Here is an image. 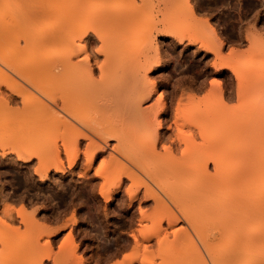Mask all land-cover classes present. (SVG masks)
Listing matches in <instances>:
<instances>
[{
	"label": "rangeland",
	"instance_id": "1",
	"mask_svg": "<svg viewBox=\"0 0 264 264\" xmlns=\"http://www.w3.org/2000/svg\"><path fill=\"white\" fill-rule=\"evenodd\" d=\"M213 1L197 10V17L210 20L223 36L227 33L222 46L225 55L232 48L240 51L232 67L217 68L215 54L199 41L179 39L173 30L197 31L196 21L188 16L172 17L168 23L172 32L165 30L163 20L179 10L182 0H0V36L10 40L0 45L1 56L27 68L37 52L61 56L77 49L73 61L90 60L96 79L101 76V66L115 62L119 76L110 85L120 88L114 98L122 104L111 113H78L84 118L79 122L66 113L30 117L22 110V99L9 112L0 107V144L7 149L3 154L0 146V216L14 228L6 237L1 235L0 264H200L199 252L207 260L203 244L209 243L214 247L213 264H219L235 245L241 243L245 248L260 234L259 243L242 251L233 262L256 264L255 255L264 253V204L261 208L259 201L264 198V45L259 50L252 48L248 35L264 43V0L254 7L250 18L240 22L232 18L230 9H219ZM75 4L80 15L70 23L65 19ZM117 4L130 12L118 27L103 17L105 9ZM63 22V35L72 34L73 41L36 44L42 26ZM233 28L232 41L229 33ZM106 29L111 30L108 37ZM29 34L34 37L27 44ZM156 50L159 61L146 72L142 63L147 57L154 60ZM236 67L247 73L243 82L249 80L241 93ZM4 72L19 78L0 65V74ZM47 73L40 71L39 80L51 86L52 96H60L65 90L60 83H49ZM214 80L222 83L224 101L215 94L208 96L215 89ZM151 82L155 83L152 91ZM193 93L195 99H187ZM35 96H40L36 90ZM137 102L143 113H124L125 104ZM28 117L34 125L30 132L21 126ZM59 117L69 118L71 126H58ZM96 129L105 130V135ZM79 130L84 138L77 137ZM191 134L194 145L179 143L178 135L188 139ZM223 134H227L224 145L225 140L222 146L204 148L207 139ZM157 136H161L158 143ZM52 139L61 149L62 168H51L43 176L36 170L39 155L49 150L48 140ZM116 147L126 149L131 157ZM169 147L174 149V159L193 173L174 176ZM247 147L253 150L249 160L234 154ZM22 150L24 155H34L21 160L18 152ZM96 153L99 155L93 157ZM199 160L208 162L207 170L198 167ZM245 180L251 186L242 189L238 181ZM202 184L207 187L193 200L191 193H197L195 188ZM236 197H242L241 201ZM231 200L240 206L231 207ZM23 205L27 215L18 211Z\"/></svg>",
	"mask_w": 264,
	"mask_h": 264
},
{
	"label": "bare ground",
	"instance_id": "2",
	"mask_svg": "<svg viewBox=\"0 0 264 264\" xmlns=\"http://www.w3.org/2000/svg\"><path fill=\"white\" fill-rule=\"evenodd\" d=\"M260 1L261 0H253V4L252 5H249V7H255L257 5H262V2H260ZM213 3L215 4L214 6L216 7V0H214ZM208 4H210V2H208ZM72 6L69 9L68 17L65 19L66 21H69L70 23H72L75 20V18L80 15L79 14V8L80 7L78 5H76V4L75 5H72ZM165 6H167V5H165ZM205 6H207V4ZM212 6H213V4H212ZM196 8H197L196 5H194L191 2V0H182V3H181V6H180L179 10L176 9L175 12H173L170 15V17H167L165 20H163V23L165 24V30L167 32H172L171 30H173V29H171V26H168V23L171 22L170 20H171L172 17L174 18V17H179V16L180 17L181 16H188L189 19L191 18V19H193V21H196V23H197L198 26L195 25V27H196L195 30L197 29V31H194V33L192 32V33L189 34L187 32L186 33L185 32H181L180 29H178L176 31L173 30L174 32H177V35H178L179 39L180 40H184L185 38H188L192 42H198L199 41L204 49H206L207 51L212 52V53L215 54L216 61L214 62V64H215V66L217 68H220V67H230L231 64H232V61L236 57H238L240 55V51L237 50V48L236 49L235 48H232L231 51L229 52V54L228 55H225L223 53L222 46H223L224 37L225 38L228 37V35L226 37V34L227 33L225 34V36H223V33L222 32L216 31V29L210 23V20H208L207 18H204V19L203 18H201V19L198 18L197 17V9ZM208 8H209V5H208ZM219 9H217V11ZM219 11H221V10H219ZM222 14L224 15L225 13H222ZM226 15L227 14H225L224 16H226ZM129 16H130V12H128V11H125L124 12V10L120 7L119 4H117L116 6L114 5L113 7H108L107 9H105L104 14H103V17H105L107 19H110L112 21L111 24L114 22L113 24H115L116 26L117 25L119 26L120 24H118V23L124 22L126 19L129 18ZM220 17H222V15L218 14V18H220ZM223 20H224V18H223ZM37 22H39V21L37 20ZM37 22H35V24H37ZM64 22L61 23V24L59 23V25H57L55 27H53L52 24H49V25H46V26H42V28H40V31L42 32V35L37 36V42H36V44L37 43L38 44L51 43L53 41L57 42L56 40H58L61 43V42H64L66 39H67V41H70V39L73 41L74 40V36L72 34L69 35V37H66V36L63 35V33H65L64 25H63ZM114 28H116V27H114ZM111 30L114 31V29H112V28H111ZM111 30L110 29H106L104 31V35L106 37H108L110 35V31ZM84 31H85V29H84ZM31 32H34V31H31ZM83 34L84 33H82V35ZM112 35H114V34H112ZM234 35H235V31H234V28H233V30H231L230 33H229V36H230L229 38L234 37ZM239 36H241V32H240V35L238 34V37ZM253 36L254 35H251V34H250V36L248 35V41L249 42L251 41L249 43L250 46L252 48H254V47L256 48L257 47L256 49H258V50L261 47L263 48L264 43L263 42L262 43H259L257 41L258 39L257 38H254L255 36L254 37ZM33 37L34 36H32L30 34L27 35V36H25V42L27 44H30L32 42ZM100 37H102V36H100ZM68 38H70V39H68ZM11 40H12V38H11ZM117 40L118 39H116L114 41H117ZM231 40L233 41L234 39L231 38ZM8 41H10V40H9V37L7 35L6 36H4V35H1L0 36V45L2 43H4V42H8ZM118 43H120V41ZM113 45L114 44L112 43V46ZM117 47L119 49H121V47H119V45ZM123 47L124 46H122V48ZM251 47H249V48H251ZM79 49L80 50L86 49V47L85 46H81V47H79ZM126 49L127 48H124L123 50H126ZM75 50H77V49H75ZM75 50H72V51L69 50L68 51L69 52L68 54H65V55L61 54V56H52V55H49L47 53H45L44 55H42L41 52H37V53H39V55H36V53H35V54H33V55H36L35 57L32 58L30 56L32 58V60L29 61L30 62L29 66L26 65V67L28 66L27 68H23V67L17 66L16 63H15V61H13L11 59H8L6 57H3V55L2 56L0 55V65H6L9 68V70L12 71V73L15 74L16 77L17 76L19 77L18 79L22 78L23 79L22 82H25V83H22L18 79L11 78V76L7 72L1 73L0 74V107L9 112L10 109H11L12 104H14V103L17 104L18 101L20 99H22V104H23V106H22L23 109L22 110H23V112L25 114L27 113V115L30 116V117L31 116L35 117L36 114L38 115V117H40L39 116V113H41V114L42 113H49V114L50 113H54V114H56V113H64L65 114L66 113V114H68L67 116L69 118L71 117L70 119L75 118L77 120L80 119L81 121H83L84 118L82 119V117H81L82 115L81 114H78V113H82V114L83 113H111V112L115 111V109H117L118 106L120 108L122 104L120 105L119 103L121 101L119 100V102H118L117 101L118 99L116 97L114 98L115 93L118 90H120V88H114V86H111L110 85L111 84V81L116 76H119L118 75V71H117L118 67H115L116 66V63L115 62L113 63L111 61L112 60L111 59L110 60L111 61L110 64H107L106 66H101L100 67V70H101V74L100 75L101 76H100V78L96 79V77H94V75H95L96 72L93 74V72L95 71V67L93 68L91 66L90 60H87L86 62H85V60L84 61L81 60L82 62H80V61L79 62H74L73 61V58H75L74 56L76 54H78L77 51H75ZM115 51H117V50L115 49ZM248 51H249V49H248ZM85 52H87V51H85ZM119 52H120V50H119ZM122 52H124V51L121 50V53ZM125 52H127V51H125ZM121 53H119V54H121ZM96 55H97V53H96ZM107 56H109V55H107ZM154 56H155L154 57L155 59L152 60L153 59V56H152V59H151L152 61L151 62H150V58L147 57L146 60H145V62L142 63L145 66V69H146L145 71L146 72L150 71L153 67H156V66H154V64L159 61V58H158L159 52H158V50H156V53H155ZM95 57L97 58V56H95ZM111 57H113V56H111ZM93 59H95V58H93ZM115 59H116V55H115ZM28 60H29V58H28ZM95 65H97V64H95ZM236 69L237 70L235 71L234 68H233V70H234V72L236 74V77L239 80V86H240L239 93H241L242 92V87H245L244 83L248 82L249 80L246 81V82H243L244 79L247 80L245 78V77H247L246 76L247 73L245 75L244 71L238 70L237 67H236ZM121 70L123 71V68ZM40 71H44L45 73L46 72H49V73H47L50 76V79L48 78L49 83H52V84L53 83L54 84L55 83H60L61 84V88L63 87V90H65L63 92L64 94L62 93L60 96L59 95L56 96V94H55V96H52L53 94L51 95L49 93V90L52 92V89H49L48 90V88L51 87V86L48 87L47 86V83L45 81H43V80L41 81L38 78V76L40 74ZM46 78L47 77H45L43 79H46ZM214 81H216V83H213V86L214 87L213 86L212 87L215 88V89H212L210 91V93H208V96L209 95H212V94H215L216 96L220 97V100L224 101L226 97H224L225 95H224L223 90H222V83H221L220 80H214ZM149 88H151L150 90L152 91V89L155 88V83L154 82H151V84L149 85ZM4 90L10 91V93L8 94V92L6 93ZM35 90H36V92H39L40 93V96H35ZM142 96H145V95H142ZM185 96H186V94H185ZM161 98H162V95H161ZM27 99H30V100H27ZM44 99H46L47 101L46 100L44 101ZM187 99H189V100L190 99H193L194 100L195 99L194 93H193V95L190 94V96H187ZM122 102H124V101L122 100ZM137 103H135V104L134 103H127V104H125V106H126L125 109H127L128 111L127 110L126 111L124 110L125 111L124 113H126V112L127 113H143L141 111V108L139 109L140 106L138 107V105H140L139 102H137ZM49 118H50V116H49ZM69 118L59 117L57 119V125L58 126H61V127L62 126H64V127L71 126V122L68 120ZM27 119H26V121L24 123H22L21 126L24 128L23 131L29 130L28 132H30V130H31L30 128H34V125L31 126V124H32L31 121H33V119L31 120L29 117ZM29 120H31V121H29ZM78 122H79V120H78ZM0 123H1V121H0ZM82 124H83V122H82ZM21 126H20V129H22ZM181 128H182V126H181ZM105 129H107V131H109L108 130V127L107 128L105 127ZM96 130L99 133V135H105V130H102V129H99V130L96 129ZM80 131L81 130H79L77 132V135L80 134L77 137H80L81 136V137L84 138L85 137V133H83V132L81 133ZM62 133H65V132H62ZM160 137L159 136L156 137V139H155L156 140V143H158L161 140ZM48 138H50V137H48ZM178 140H179V143H180V141H183L186 144V146L194 145V143H195V138H194V135L193 134H191L188 139L182 138L180 135H178ZM224 140H225V142L223 143ZM226 140H227V134L226 135L223 134V135H221L220 137H218L216 139H207V141L205 140L206 141V144L203 143V144H205L204 145L205 146L204 148L205 149H209L208 147L213 148V147H217L219 145L222 146V143L224 145L227 142ZM52 141H53V139L50 140V141L48 140V142H50L49 150L48 151H44L43 150V153H45V152L46 153L44 155H39L40 167L37 168L36 170H37V173H40V175H43V176H45L51 168H55L57 170H59L60 168H62V167H60L61 166V163H62V160H63L62 157H61L62 156L61 155V149H60L59 145L57 144V141H55V140H54L55 142H52ZM72 141H74V140H72ZM77 141H81L80 138H77ZM179 143H178V146H179ZM0 146L3 148V154H6V150L7 149L4 148L5 146L3 144H0ZM174 146H172V147H174ZM178 146H176V147H178ZM180 147H181V145H180ZM202 147H203V145H202ZM116 148L119 151H121L122 153L126 154V156H130L131 157V154L129 152H127L126 149H124L122 147L121 148L116 147ZM147 149H149V147H146V150ZM178 149H177V152H178ZM168 151L170 152L171 157H173V155L175 154V153L173 154L174 149H172L171 147H169L168 148ZM185 151L186 150H183L182 154ZM236 151L237 152H235L234 154L241 155L243 157L244 156L245 157H248V160L251 158L250 155L253 152V150L251 149V147L250 148L247 147V148H243V149L241 148V149H238ZM22 152H23V154H22ZM65 152L67 153V149H66ZM25 155H24V151L23 150L21 151V153L18 152V156L21 158V160L22 159L29 160L34 154L31 153V152H29L28 153V156L27 155L25 156ZM96 155H99V154L96 153L93 157H95ZM184 155H185V153H184ZM261 156L264 157V153L261 154ZM93 159H91V160H93ZM173 159H174V157H173ZM174 160H172V161L175 164L173 165V163H172V165H171L173 167L171 171H173L172 173L174 174V176L177 175L176 177L179 176L180 178L181 177L183 178V176L186 175L185 174L186 172L189 174V172L191 171V169H186L183 166V164L180 165L182 162L179 159H174ZM199 161H201V160H199ZM262 161H264V158L262 159ZM198 164H199L198 165L199 168H201L202 170H204V169L207 170L206 167H207L208 162H205V160H203V161L199 162ZM191 173H193V172L191 171ZM230 180H233V178H231ZM238 185L242 189L243 188L245 189V188L250 187L251 186V183L249 182V180L238 181ZM206 187H207L206 184H202L200 188H195V189H197V193L194 192V191L191 193L192 199L193 200L199 199L198 192L199 191H201V192L204 191ZM236 198L239 200V202L242 199V197L241 198L236 197ZM261 198H259V201L261 200L260 203H261V208H262V204H264V198H262V199ZM230 202L233 203L232 205L229 204L231 207H233L234 204H235V207L236 208H238L237 206H240V204H237L239 202L236 203V200L235 201L234 200H231ZM239 208H240V210L242 209L241 207H239ZM237 210H239V209H236V211ZM18 211L22 215H27V208L24 205L20 209H18ZM12 228L13 227L11 226V224L9 223V221H7V219L2 218L0 216V240H2L1 235H3L4 237H6V235L8 234V232H10V230H13L14 229V228L13 229ZM260 240H261L260 234H257L256 236L253 237V239L250 240V244H248L245 248H243L241 246L242 245L241 243H240L239 246L235 245V247L232 248V251H230V253H228L227 255H225L224 257L221 258V261L219 262V264L221 262H222L221 264H233V262L236 260V258L239 256V254L242 251H244L246 249H249V247H251V246H254V245L256 246L259 243ZM211 245H210V243L209 244H203L204 248L208 252V258L206 260L205 259V255L203 253L199 252L200 253L199 254V257L202 260V262L200 264H213V263H215V257L211 256V254H212V248H214V247H212L213 245L212 246ZM199 257H198V259H200ZM254 258H256L258 260L257 262H256V260H254L256 262V264H264V253L263 252L262 253H258V255H255Z\"/></svg>",
	"mask_w": 264,
	"mask_h": 264
},
{
	"label": "snow or ice",
	"instance_id": "3",
	"mask_svg": "<svg viewBox=\"0 0 264 264\" xmlns=\"http://www.w3.org/2000/svg\"><path fill=\"white\" fill-rule=\"evenodd\" d=\"M193 3H197V10H201L208 2V0H192ZM253 4V0H216V6L222 10H231L232 18L237 22L246 20L251 17L254 11V7H249ZM255 7H258L255 6ZM245 9L248 10L247 16L244 15ZM261 23H264V13L261 15ZM216 83V81H213ZM99 175V173H97Z\"/></svg>",
	"mask_w": 264,
	"mask_h": 264
}]
</instances>
